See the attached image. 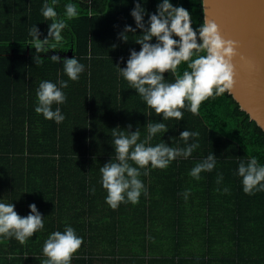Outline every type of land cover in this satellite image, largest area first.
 <instances>
[{"label":"trees","instance_id":"trees-1","mask_svg":"<svg viewBox=\"0 0 264 264\" xmlns=\"http://www.w3.org/2000/svg\"><path fill=\"white\" fill-rule=\"evenodd\" d=\"M44 2L0 0V199L14 203L21 216H27L29 205L35 203L45 217L44 228L24 243L14 237L0 238V264H42L45 240L51 232L63 231L66 224L84 238L71 264H156L159 259L162 264H264V191L245 193L237 175L240 160L256 156L264 164V130L229 91L202 102L198 114L182 109L183 119L169 118L164 121L168 132L159 133L164 141L178 147L185 146L179 137L185 128L198 131L200 136L196 138L199 147L190 157H178L167 168H158L163 178H150L157 192H166L170 169L180 176L210 153L218 157L214 170L202 172L205 215L188 237H183L180 229L185 224L182 216L174 223L177 232L167 234L166 220L164 229L152 227V209L137 216L132 214L133 207H120L121 203L120 208L110 209L114 218L100 225L113 233L107 232L102 238L92 234L90 239L88 231H104L82 224L78 213L69 218L78 209L75 200L62 211L59 192L75 194L71 186L74 180L84 191L97 188L81 159L88 156L92 167L99 169L114 157L112 143L104 137L98 139L106 125L124 131L131 124L134 129L145 130L147 136L146 123L162 120V114L151 109L131 84L118 76L117 65L126 66L130 50L142 47L135 40L142 37L143 30L127 33L128 41L120 36L126 25L136 27L131 15L136 0H74L80 14L67 20L61 41H51L57 47L38 51L30 45H34L31 28L37 25L43 39L53 22L42 14ZM67 2L60 0L56 6L61 16ZM140 2L151 14L159 0ZM172 3L189 10L193 28L204 21L203 0ZM148 18L145 15V21ZM151 42L155 43V38ZM55 52L75 56L85 64L79 80H70L62 63L52 60ZM37 55L41 57L39 64L34 62ZM122 58L120 64L118 59ZM186 66L182 63L177 72L182 74ZM165 77L170 82L175 80L171 73ZM59 79L67 80L69 86L64 89L66 102L59 105L66 118L58 124L38 114L35 107L40 82ZM217 173L223 174L219 184ZM225 187L228 192L223 191ZM173 249L178 255L170 254ZM150 252L154 256L147 254Z\"/></svg>","mask_w":264,"mask_h":264},{"label":"clouds","instance_id":"clouds-1","mask_svg":"<svg viewBox=\"0 0 264 264\" xmlns=\"http://www.w3.org/2000/svg\"><path fill=\"white\" fill-rule=\"evenodd\" d=\"M59 4L60 0H51V3L45 0L41 9L44 17L53 20L49 24L47 36L41 39L42 34L37 25L30 30L34 39V45H30L38 51L55 49L57 44L51 41H61L62 33L68 28L67 20L80 14L74 0H68L64 4L63 16L57 11L56 6ZM88 14L92 15L91 9ZM131 15L136 27L126 25L120 36L128 41L127 33H136L137 29H141L142 37L135 41L142 47L139 51L130 50L126 67H117L120 75L131 84L132 89L136 90L146 104L157 114H162V120L148 121L145 125L147 136L143 139L140 128L131 131V124L128 125L127 132L117 131L119 127L113 129L111 136L115 155L100 168V182L107 192L105 201L113 209L118 208L121 203H138L141 194L148 195L141 176L148 175L149 165L151 168H167L178 157H190L199 147L196 138L200 133L187 128L179 133L184 147L172 146L164 140L156 144L151 141L158 133L168 132V125L164 121L169 118L183 119L182 109L187 108L193 114H198L202 102L231 91L237 76L234 61L239 55L238 42L225 38L214 20L204 19L193 28L189 10L174 5L172 0H159L156 11L151 14L147 13L140 0H136ZM145 15L149 16L147 21ZM153 38L155 43L151 42ZM55 53L51 56L52 60L62 63L63 71L70 80H79L85 71V64L75 56L67 57L61 56L59 52ZM87 58H92L91 50ZM241 59L244 57L241 56ZM34 62L39 64L41 57L34 56ZM184 62L187 66L179 74L178 66ZM165 73L175 75V80H167ZM68 86V81L63 79L42 80L36 92L35 111L45 119L54 120L58 124L63 122L66 117L59 105L67 100L64 89ZM217 159L215 153H210L191 168L189 175L199 180L202 172H210L216 168ZM237 175L242 178L245 193L264 191V164L259 163L256 156L240 160ZM222 181L223 174L217 173V183ZM92 191L95 192V188ZM223 191L228 192L229 189L225 187ZM190 192L191 189L185 190V199ZM29 208V214L21 216L15 210L14 203L0 199V238L14 237L24 243L44 228L45 217L37 205L32 203ZM83 243V236L74 227L66 224L63 231H53L45 240L42 251L46 259L42 264H71L73 254Z\"/></svg>","mask_w":264,"mask_h":264},{"label":"crops","instance_id":"crops-1","mask_svg":"<svg viewBox=\"0 0 264 264\" xmlns=\"http://www.w3.org/2000/svg\"><path fill=\"white\" fill-rule=\"evenodd\" d=\"M118 60H120V64H121V60L123 59H118ZM108 70H109V67L107 68V71ZM118 76L120 79L122 78V76L120 75V72ZM127 128H128V125H126V130L124 128L123 132H127ZM113 129L115 128L114 127L108 128V126L106 125L104 130L101 131L98 139H101L102 137H104L108 140V142L112 143L111 135H112ZM135 130L136 129H134L133 127L131 128V131H135ZM140 131H141V139H143L145 137V130L140 129ZM163 138L164 137H162L158 133L151 142L153 143L161 142ZM81 161H84V166H85L84 171L87 172L88 177L91 178L92 183H94L93 185H96L97 188H95V192L92 191L93 188H91L90 190L86 189V191H84L83 189L79 188L78 180L76 179L71 183V186L75 190V194H73L74 196L68 194L67 192H59L61 194L59 195V199L61 200L60 204H63L62 211H64L67 207H69V204L72 203V200H75V202L77 203L78 209L76 211L73 210L72 211L73 213L68 215L70 216L69 218H71L72 216L77 217V213H78L77 219L79 221L81 220L82 224L85 222L89 228H90V225H92V226L100 227L98 229L104 231V232H100V231H96L95 229L92 232L88 231V237H90L92 234H98L99 238H102L106 236L105 234L107 232L113 233V231L109 230L111 229L109 227L100 226V225L103 224L104 221H107V222L111 221L114 218L115 213H114V210L110 211V209L112 208L105 201L107 192L102 187V184L100 182L101 181L100 168L98 169V166L97 168L96 167L93 168L92 167L93 163H90L88 156L87 157L84 156L83 160L81 159ZM85 162H89V163L87 164ZM148 169H149L148 175L141 176V179L143 180L144 184L147 187L148 195L145 196L141 194V197L138 203H135V204L131 202L123 203V205H121L120 207H125V208L133 207L135 210L133 209L134 211H132V214L136 212L137 216L140 214H144L146 212H150L152 209L153 210L152 221H154V223H152V227L154 228L158 227V228L164 229L166 225V222H165L166 220L168 222V229L167 231H165L167 232V234L168 233L174 234L177 232L178 226L174 223L178 217L182 216L183 220H185L184 222L185 224L183 223L184 225L180 227V229L181 231L185 233L183 237H186L187 234L193 232L196 225L199 227L201 220L204 218V215H205L204 199L205 197L203 196L202 193L205 192V186H204L205 181L203 182L202 178L197 180L193 178L192 176H190L189 172L191 169H185L183 174L178 176V175H175L176 172L173 168L169 170L171 172V174H169V178H167L166 176V180L168 182L167 190L165 193H161V192H157V190L155 189L157 187H153V184L151 183L150 178H153V177L163 178L162 172L158 168H151L150 165L148 166ZM141 171L143 172V169ZM201 176H202V173H201ZM151 188H154L155 191H151L150 190ZM186 189H191V192L189 193L187 199H185L183 195ZM101 201H103L104 205L101 203ZM147 210H150V211H147ZM162 237L165 238V235L163 234ZM185 248H187V244ZM175 250L176 249L170 250V254L173 255L175 253L176 255H178V253H176ZM181 251H182V247L179 248L180 253ZM147 254L149 256H154L151 252ZM192 256L193 254L191 255V257ZM176 259H178V257ZM162 263H163L162 259L161 260L159 259L156 262V264H162ZM165 264H172V263H165Z\"/></svg>","mask_w":264,"mask_h":264},{"label":"water","instance_id":"water-1","mask_svg":"<svg viewBox=\"0 0 264 264\" xmlns=\"http://www.w3.org/2000/svg\"><path fill=\"white\" fill-rule=\"evenodd\" d=\"M203 11L225 38L238 42L236 84L229 92L264 130V0H203Z\"/></svg>","mask_w":264,"mask_h":264}]
</instances>
